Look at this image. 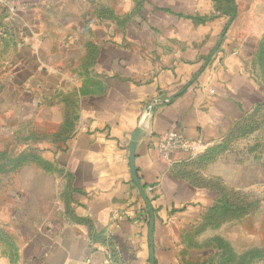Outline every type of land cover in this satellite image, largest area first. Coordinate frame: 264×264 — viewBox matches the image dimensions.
Wrapping results in <instances>:
<instances>
[{"label": "crops", "instance_id": "0c3cea01", "mask_svg": "<svg viewBox=\"0 0 264 264\" xmlns=\"http://www.w3.org/2000/svg\"><path fill=\"white\" fill-rule=\"evenodd\" d=\"M0 31L2 177L40 161L4 190L0 264H193L225 190L258 200L264 264V124L207 161L264 107V0H2ZM170 132L197 154L163 158Z\"/></svg>", "mask_w": 264, "mask_h": 264}, {"label": "rangeland", "instance_id": "374dc122", "mask_svg": "<svg viewBox=\"0 0 264 264\" xmlns=\"http://www.w3.org/2000/svg\"><path fill=\"white\" fill-rule=\"evenodd\" d=\"M1 33L0 31V37L2 36ZM246 122L242 124V133L239 136H247L246 132H251L264 124V108L256 111ZM36 159L38 157L31 153L20 155L17 158L13 154L10 165L11 177L9 178L2 177L3 165L1 164L2 160H0V209H3L6 197L4 190L7 191L6 188L8 187H11V190H17L18 182L15 174L26 163L40 162ZM246 200L250 201V206H235V209L223 211V215L220 216L214 215V212H208L203 221L183 238L186 243L184 257L193 258L192 262L196 261L193 264H259L256 254L254 258L247 255L251 251L254 253L253 251L259 250L256 247L260 244L258 230H250L249 227L244 228L246 225L242 223L244 217L254 216V214L256 217L259 216V203L257 199L253 198ZM236 201L240 203L243 198L236 196ZM246 212H250V215L247 214L246 216ZM253 234L254 236H252ZM261 262H264V259H261Z\"/></svg>", "mask_w": 264, "mask_h": 264}, {"label": "trees", "instance_id": "16d2710c", "mask_svg": "<svg viewBox=\"0 0 264 264\" xmlns=\"http://www.w3.org/2000/svg\"><path fill=\"white\" fill-rule=\"evenodd\" d=\"M258 60H259V65H260V70H261V73H262V77L264 79V42L260 46V50H259V53H258ZM241 129H242V125L240 127L238 126V128H236L234 130V132L230 134L229 141H227L223 145H220V146L214 148L212 151H210V154L207 157V161L215 159L219 154L224 152L228 148V145L231 142V140H233V139L239 137V135H241V133H242L240 131ZM236 196L243 198V201H241L240 203L237 202L236 201ZM246 199H248V198L242 196L241 194H234V193L228 192L226 190L225 191H221V197H220V199L218 201V204L210 212H214V215H219L220 216V215H223L222 214L223 211H229L231 209H235V206H245V205H247V206L249 205L250 206V204H251L250 201H248ZM249 213L250 212H246L245 215L247 216V214H249ZM253 252L254 253H252V251H251L250 254H247V255H251V257L254 258L255 254H256V256H258L259 253H261L259 251H253Z\"/></svg>", "mask_w": 264, "mask_h": 264}, {"label": "built area", "instance_id": "2783aa9c", "mask_svg": "<svg viewBox=\"0 0 264 264\" xmlns=\"http://www.w3.org/2000/svg\"><path fill=\"white\" fill-rule=\"evenodd\" d=\"M1 4H2V0H0V5ZM174 150H182L185 152H189L194 156L198 152L196 144L185 140L182 135L176 132H170L161 138L159 144V151L163 156V158L168 159L170 157L171 152ZM151 191L152 189H150V192ZM101 264H119V263H117L112 258V256L109 255L107 259Z\"/></svg>", "mask_w": 264, "mask_h": 264}, {"label": "water", "instance_id": "95a60500", "mask_svg": "<svg viewBox=\"0 0 264 264\" xmlns=\"http://www.w3.org/2000/svg\"><path fill=\"white\" fill-rule=\"evenodd\" d=\"M235 10V9H234ZM231 23V22H230ZM131 171H132V176H133V180L136 184V187L146 205L147 211L149 213V223H150V243H151V249H152V255H153V229H154V211L152 208V204L150 202V199L145 191V188L141 185L138 176L136 174V170H135V162H134V151L131 152ZM153 264V263H152Z\"/></svg>", "mask_w": 264, "mask_h": 264}]
</instances>
